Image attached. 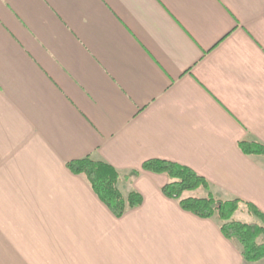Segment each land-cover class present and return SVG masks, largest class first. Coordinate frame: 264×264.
I'll return each mask as SVG.
<instances>
[{"label":"crops","instance_id":"1","mask_svg":"<svg viewBox=\"0 0 264 264\" xmlns=\"http://www.w3.org/2000/svg\"><path fill=\"white\" fill-rule=\"evenodd\" d=\"M244 139L264 145V0H0V264H264L164 174L121 179L143 201L115 217L66 166L167 159L264 213Z\"/></svg>","mask_w":264,"mask_h":264},{"label":"trees","instance_id":"2","mask_svg":"<svg viewBox=\"0 0 264 264\" xmlns=\"http://www.w3.org/2000/svg\"><path fill=\"white\" fill-rule=\"evenodd\" d=\"M238 146L246 155H264V145L257 140H240ZM66 166L73 174L84 177L94 194L115 217H121L143 201L136 190L124 194L119 186L121 179L137 176L141 170L164 174L167 181L161 192L165 197L175 200L180 208L198 217L216 220L223 236L237 244L246 262L255 263L264 259V213L253 203L238 197L221 198L216 195L213 185L186 165L149 158L142 162L140 169L124 173L101 158L86 155L68 161ZM201 190L205 193L200 194ZM238 211L248 214L251 221L235 219Z\"/></svg>","mask_w":264,"mask_h":264},{"label":"rangeland","instance_id":"3","mask_svg":"<svg viewBox=\"0 0 264 264\" xmlns=\"http://www.w3.org/2000/svg\"><path fill=\"white\" fill-rule=\"evenodd\" d=\"M200 192V191H199ZM198 193V192H197ZM197 193H194V194H197ZM203 194V193H202ZM240 211H238L236 214H235V219L237 220H241V221H251V219H249V217L245 214H241L239 213Z\"/></svg>","mask_w":264,"mask_h":264}]
</instances>
